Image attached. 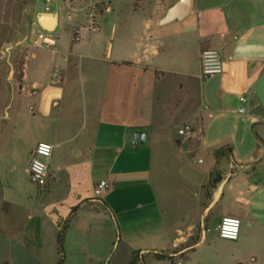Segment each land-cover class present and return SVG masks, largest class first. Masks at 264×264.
Instances as JSON below:
<instances>
[{"label": "crops", "instance_id": "obj_1", "mask_svg": "<svg viewBox=\"0 0 264 264\" xmlns=\"http://www.w3.org/2000/svg\"><path fill=\"white\" fill-rule=\"evenodd\" d=\"M176 1L112 0L102 31L81 30L79 42L69 5L59 14L35 6L34 24L57 39L52 49L31 41L36 50L23 67V90L12 92L26 102L24 120L45 133L27 150L28 176L37 145L54 150L44 198L9 231L38 264L60 262L57 236L67 219L63 264H264V0H192L186 19L155 27ZM202 49L220 52L222 75L200 78ZM10 111L0 117V143H7L0 146L1 226L5 208L16 203L4 173L20 165L22 114ZM159 117L192 126L193 135L159 129ZM13 126L8 140L4 130ZM137 132L148 134L146 146L136 144ZM168 134L180 147L169 155L199 176L194 184L180 181L186 198L178 205L166 187L174 177L168 154L158 152ZM178 141L189 144L186 152ZM227 145L232 158L219 161L213 153ZM214 170L222 181L208 190ZM101 181L111 189L97 197ZM224 217L242 221L238 241L219 238Z\"/></svg>", "mask_w": 264, "mask_h": 264}, {"label": "rangeland", "instance_id": "obj_2", "mask_svg": "<svg viewBox=\"0 0 264 264\" xmlns=\"http://www.w3.org/2000/svg\"><path fill=\"white\" fill-rule=\"evenodd\" d=\"M52 1L53 3L50 5L51 12L59 14V10L65 11V9H62L61 0ZM35 6L41 7V9L44 10L46 7L45 0H0V117L3 116L8 109L11 110V114H19L25 110L27 111V107H25L26 102L12 97V92L14 89H18L19 91L23 90V67L29 54L36 50L33 49L32 46V33L33 27L35 26ZM81 6L82 0H72L73 9L77 10ZM65 7L67 9V5H65ZM76 10H74L73 13L75 14L74 17L77 18L78 23L77 27L74 29L73 36L75 35V30L80 29V26L83 25L85 27L83 30L85 31H87L86 27L88 26V22L85 21L82 13ZM67 11L69 10H66V12ZM105 17L107 19L112 18L110 15H106ZM70 32L71 29H68L66 33L64 32L63 37H68ZM53 47L48 49H52ZM188 105V108L191 111L197 108L198 101L196 94L192 97V100ZM21 114L20 121H22L21 125L23 124V128L20 126L17 130L19 135L17 150L20 151L18 157L20 165L17 166L12 176L11 173H4L5 179L8 180L7 183L10 184V186H8L9 184H6V187L10 189L12 194L11 198L16 203L15 205L6 207L4 214L7 213V215L2 216L5 218V224L3 223L5 226L3 224L2 226L0 225V264H38L33 256H31L24 248H22L21 244H19L18 232L15 230L9 231V228L12 226L22 225L26 220V211L34 208V204H40V200L44 198L41 196L42 191L31 184L25 169L28 161L27 150L35 141L41 142V138L45 136V133L42 129V125L29 123V121L24 120V113ZM174 120L175 119L172 118L166 120L165 117H159L157 121L158 128H165L167 130L171 128L172 133L178 134L180 129L188 125L186 123H177ZM4 133H7L8 137H6L10 140L11 136L16 134L14 126L11 130L9 128L4 130ZM168 137L169 138L166 141L162 140L158 143V152H160V154L162 153L163 156L168 154L166 158L170 163L169 171L174 174V177L171 178L169 184L168 181L170 180L166 181V187H168V185L171 187L172 185L173 190L175 191V198L173 201L178 205V201L183 200L182 197L186 198L182 191L184 189L182 182L187 183L186 181H190L193 184L194 182L197 183L199 181V176L189 167L180 168L179 165L176 164L178 162L177 156L169 155V151L171 152L176 149L180 150V147H176L173 140H171V134H168ZM5 144L7 143H0V146H4ZM200 166L203 168L205 164ZM155 186L158 189H163L164 186L162 177H160V175L157 176V173ZM169 203L170 199L168 198L164 202V206L168 207ZM210 235L211 233H209V236ZM119 253L120 250H118L116 256Z\"/></svg>", "mask_w": 264, "mask_h": 264}, {"label": "built area", "instance_id": "obj_3", "mask_svg": "<svg viewBox=\"0 0 264 264\" xmlns=\"http://www.w3.org/2000/svg\"><path fill=\"white\" fill-rule=\"evenodd\" d=\"M62 9H65V5H69V9L72 8V0H61ZM112 0H82V6L76 11L82 13L85 21L88 22L86 27L90 33H97L102 31L101 18L107 13L109 9V3ZM46 11L50 10L52 0H45ZM85 27L82 25L80 29L75 30L74 41L79 42L81 40L80 31ZM53 32L46 29H40L38 27V37L34 42L35 45L51 48L56 45V36H52ZM225 63L222 55L219 51L214 49H202L200 52V78L202 80H210L216 78L224 73ZM59 78V71L55 69L52 74V80L56 81ZM244 103L245 99L242 100ZM192 126L186 125L179 130L178 134L183 138H190L193 135ZM42 149H46L43 151ZM53 146L48 143H39L35 150L31 154V161L29 166V179L32 185L45 190L49 184V171L48 164L53 154ZM111 189L110 184L107 181H101L95 188V195L97 197H103ZM242 221L234 217H224L218 227V236L222 240L236 242L240 236V230ZM176 264H181L180 262Z\"/></svg>", "mask_w": 264, "mask_h": 264}, {"label": "water", "instance_id": "obj_4", "mask_svg": "<svg viewBox=\"0 0 264 264\" xmlns=\"http://www.w3.org/2000/svg\"><path fill=\"white\" fill-rule=\"evenodd\" d=\"M192 0H177L174 4L167 8L165 13L161 18L154 22L155 27H164L174 22H181L186 19L191 13ZM47 17L43 16L40 19V24L45 25L47 22ZM46 26V25H45ZM33 42L36 41L38 37V26L33 27ZM134 140L138 147H144L148 144V134L143 132H137L134 134ZM178 146L182 147V150L186 152L188 150L189 144H182L180 141L177 142ZM196 163V162H194Z\"/></svg>", "mask_w": 264, "mask_h": 264}, {"label": "trees", "instance_id": "obj_5", "mask_svg": "<svg viewBox=\"0 0 264 264\" xmlns=\"http://www.w3.org/2000/svg\"><path fill=\"white\" fill-rule=\"evenodd\" d=\"M214 157L219 161H229L233 155V148L231 146H224L214 151ZM222 181V177L220 175L219 170H214L211 174V178L209 183L206 186V189L213 190L217 187V185ZM79 207L73 209L72 213H75ZM69 225V219H67L64 224L60 227L57 236V244H58V252L61 256V260L58 264H63V257H64V242H65V235ZM134 264V263H132Z\"/></svg>", "mask_w": 264, "mask_h": 264}, {"label": "snow or ice", "instance_id": "obj_6", "mask_svg": "<svg viewBox=\"0 0 264 264\" xmlns=\"http://www.w3.org/2000/svg\"><path fill=\"white\" fill-rule=\"evenodd\" d=\"M43 151H46V149H42Z\"/></svg>", "mask_w": 264, "mask_h": 264}, {"label": "bare ground", "instance_id": "obj_7", "mask_svg": "<svg viewBox=\"0 0 264 264\" xmlns=\"http://www.w3.org/2000/svg\"><path fill=\"white\" fill-rule=\"evenodd\" d=\"M49 29L51 28V27H48Z\"/></svg>", "mask_w": 264, "mask_h": 264}]
</instances>
